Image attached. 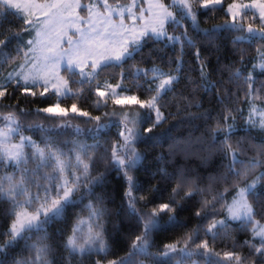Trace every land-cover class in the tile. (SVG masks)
<instances>
[{
	"label": "snow or ice",
	"instance_id": "1",
	"mask_svg": "<svg viewBox=\"0 0 264 264\" xmlns=\"http://www.w3.org/2000/svg\"><path fill=\"white\" fill-rule=\"evenodd\" d=\"M224 2L225 0H200L199 9H196L193 7L194 0H171L170 3H165L164 0H147V10L141 7L137 15L133 12L137 7V0H132L131 5L117 4L115 7H112L108 0H95L87 6L82 5L81 0H0V16L10 14L18 17L24 23L22 32H35L33 38L18 45L15 55L6 51V47L9 40L19 37L21 32H11L0 39V69L4 64L12 65V70L6 76L0 75V100L13 94L8 91L9 87L33 96L37 95L32 91L33 88H42L43 91L39 92L41 97L54 94L57 102L38 109V113H45L46 118L50 119L61 118L62 121L51 127L44 124L28 125V128L38 129L42 133L41 142L37 143L29 136L20 135L23 125L15 111L0 114V123L4 125L0 127V169H14L13 174L0 176V201H7L5 215L11 217L7 229L0 232V237H4L0 241V264H57L55 259H49L54 256V249L49 243L47 227L62 219L70 207L79 205L83 206L81 212H86V215H76L70 232L62 240L60 247L65 255L60 257V264H72L77 257L82 261L93 254L107 256L110 246L106 238V217L111 212L105 206L103 193L97 194L95 189L104 184L112 170H115L118 176L122 175L127 185L120 209L126 216L134 217L137 224L142 225V230L125 256L108 260L107 264H136L134 257L141 255L151 258L153 264H165L173 259L175 264H183L193 256L205 257L207 264H264V224L261 223V220H264V190H258L264 184V146H253L256 155L247 158L246 163L240 159L245 152V141L241 138L235 145L230 142L236 121L232 109H226L223 124L217 120L215 128L211 129V144L216 143L218 134H224V139L216 150L224 152L225 157L230 158V163L226 166L225 175L210 177L209 181L227 182L229 175L233 177V181L223 192L213 195L211 200L202 201L201 208L195 213L198 218H207L209 215L215 217V205L224 201L221 205L227 212L224 218H213L206 228H194L183 239V246H180V241H176L165 244L162 251L153 253L149 251L153 232L177 222L178 209L183 205L175 200V195L186 185L190 190L185 193V198L197 192L203 194L206 189L199 188L196 179L189 180L185 173L180 171L175 177L173 195L167 202L158 203L144 211L137 205L141 202L148 204L150 201L145 196L137 197L134 194L141 186L131 173L143 159L135 145L139 140L147 138L142 137L140 125L146 119H152L154 113L155 119L151 126L144 129L145 134H150L166 119L161 109L168 103L164 98L169 92H174L175 85L182 77L185 45L196 48V57L201 63L200 79L207 81L208 73L204 70L206 62L200 61V49L196 47V40L188 34L184 22L190 21L193 31H203L210 40L216 33L227 31L241 33L233 38V45L264 41V0H250L249 3L232 0L225 9L229 20L215 25L212 29L201 30L197 23L199 10H215L222 7ZM85 7L87 16L80 14ZM101 7L103 11L100 10ZM250 9L258 11V28L253 27L252 23L245 27L244 21ZM36 12H39V15H36ZM125 12L127 18L133 21L132 26L125 23ZM114 13L120 17L118 22L113 19ZM168 26H172L174 30H184L179 35H170ZM69 29L73 31L70 33ZM148 40L166 42V45L172 46L180 45L175 69L167 72L158 66L141 69L135 64L125 69L124 64L133 60ZM65 41L67 47L64 46ZM240 51L243 53L244 49ZM257 58L259 62L253 65V70L260 69L264 72V50L257 49ZM243 61L244 56L241 55L240 63L243 64ZM116 68L120 69L122 79L116 84L105 80L101 85L97 78L101 75H113L109 70ZM129 77V86L125 87L123 80ZM93 81H96L95 85ZM189 83L194 85L193 97H181L186 103L183 108L179 104L176 105L178 112L201 107L194 94L201 88L210 92L215 87L211 81L196 84L189 79ZM227 83H236L238 90L247 85L245 96L250 107L245 123L251 128L264 130V110L255 103L262 99L260 93L264 91V82L257 88L252 72L245 76L241 68H236L230 71ZM92 87L96 89L97 107L101 105V101L106 104L109 97H114V105H138L139 109L147 110L146 113L137 111L131 116L124 112L123 118L118 122L119 139L111 145L110 154L99 139L96 143L87 144L80 139L60 138L64 136L63 130L70 127V124L62 119L69 117L70 112L95 121L88 129L76 126L77 135L94 133L98 137L113 124L111 117L116 115L115 112L105 113L109 118L102 121L100 116H90L89 112L82 111L76 103L71 105L70 110L61 106L60 97H80ZM101 87L105 90L101 91ZM133 88L137 91H147L151 95L145 100L139 99L137 95L122 96L123 92L132 91ZM227 96L228 90L225 88L224 95H218L217 99L223 102ZM173 98L175 99V96ZM20 112L23 114L24 110L21 109ZM200 115L204 114L189 111L186 118L198 119ZM229 120L232 123H229ZM50 132H55L56 136L49 135ZM16 135H19V141L12 143ZM101 147L103 153L99 158L104 162L105 170L93 176V166ZM257 169L260 170L258 175L249 181V176ZM16 172L19 173L18 179L15 177ZM161 172L164 177L172 178L164 169H161ZM228 192H234L231 202L224 199L225 193ZM121 211L115 214L120 215ZM165 215L167 221L161 223V218ZM257 216L260 219H256ZM230 222H239L242 230L250 231V239L239 245L241 248H248V255L233 250L225 251L220 257L219 253H214L209 247L208 240L191 247L201 232L205 236L210 235L213 241L222 232L227 236ZM248 225H251L250 229ZM33 236L36 237L34 240ZM20 241H24L23 249L16 255H11ZM235 247L233 241V248ZM25 250L29 253L27 257L23 255ZM95 264H101V261L96 260ZM192 264H197V261L193 260Z\"/></svg>",
	"mask_w": 264,
	"mask_h": 264
},
{
	"label": "trees",
	"instance_id": "2",
	"mask_svg": "<svg viewBox=\"0 0 264 264\" xmlns=\"http://www.w3.org/2000/svg\"><path fill=\"white\" fill-rule=\"evenodd\" d=\"M128 0H120V2H126ZM169 3V0H164ZM232 2V0H225L222 7H218L215 10H199L197 23L201 30L212 29L217 24H222L226 20H229L225 14L226 5ZM200 0H194L193 7L199 9ZM188 34L196 40V47L200 49V61L206 62L204 70L208 73L207 81L200 79L201 63L198 62L196 57V48L184 46L183 49V73L182 77L177 85H175L174 92H169L165 100L167 104L161 109L166 119L155 127L150 134H145L144 129L151 126L155 119L154 113H152V119H146L140 125V132L142 137L135 147L138 152L142 154V162L140 165L132 171L137 183L141 186L139 191L134 194L137 197L145 196L150 203H139L137 206L144 211H147L151 207L161 202H167L173 195L172 189L176 186V175L178 172L183 171L186 177L197 180V186L202 189H206L205 193L201 194L197 192L191 197L185 198V193L190 190V187L186 185L176 195L175 200L182 202V207L178 209L177 222L166 227L160 231H154L152 234V246L149 248L150 252L158 253L163 250L165 244L174 243L176 241H183L188 233L194 228L200 226L205 228L213 218L225 215L224 209L221 205L224 201L217 203L215 208L217 209L215 217L209 215L207 218H198L195 213L201 208L202 201L211 200L212 196L217 192H223L226 187L233 181V177L229 175L227 182L223 180H216L210 182V177H220L227 172V165L230 163V158L225 157V153L217 151V147L220 141L224 139V134H218L215 144H211V129L215 128L217 120L223 124V115L226 109H232V115L236 117L235 130L231 136V143L235 145L236 141L244 138L243 147L245 152L240 156V159L247 162V158L256 155L255 148L253 146H264V130L259 128L249 127L245 121L249 115V100L246 99L245 93L247 91V85H243L240 90L237 88V84H228L227 81L230 76V71H234L236 68H241L246 76L249 72L253 73L256 81V86L259 88L260 84L264 82V72L260 69L253 70V65L258 63L257 49L264 50V41L256 40L251 44L240 43L233 45L232 40L236 35H240L238 32H218L211 40L208 36L203 34V31L197 33L193 31V26L190 21H185ZM248 23H252L253 27H259V16L253 11H248V15L244 21L245 27ZM24 28L23 20L13 15L0 16V39L8 36L11 32H21L19 37H12L6 47V51L15 55V51L18 45L26 42L34 37L35 32H22ZM168 33L179 35L183 28L173 29L172 26H168ZM240 49H244L241 53ZM22 55V54H21ZM180 55V45H166V42H155L148 40L142 51L135 56L133 60H128L124 67L129 68V65L135 64L141 69H151L153 66H158L164 71H170L175 69V60ZM241 55L244 56L243 64L240 63ZM12 70V65L4 64L0 69V75L6 76L9 71ZM113 72V75H101L97 79L101 85L105 80H108L112 84H116L122 79L120 76V69L109 70ZM151 75V73H149ZM189 79L196 82V84H206L211 81L215 84L210 92H205L202 88L194 95L201 103V107H193L191 109H185L180 112L177 111V104L182 108L186 101L181 97H193L192 88L193 84L189 83ZM129 79H124L123 83L125 87L129 86ZM96 81H93L95 85ZM79 85H74L78 87ZM147 85H145V88ZM103 88V87H101ZM227 88L228 96L223 102L217 99L218 95H224V89ZM8 91L13 93L0 100V106L8 110L15 111L21 124L22 129L34 137L38 143L41 142L42 133L38 129H30L28 125L31 124H44L46 126H53L60 124L61 118L50 119L46 118L47 114L38 113V109L46 108L54 105L57 102V97L54 94H48L44 97L39 95L41 88H33L37 95L24 94L22 90H13L9 87ZM125 94L137 95L139 99H147L151 93L135 88L132 91L123 92ZM175 96V99L173 98ZM262 99L255 101V103L264 108V91L260 93ZM61 106L70 110L71 105L76 103L78 108L82 111H87L90 116H100L102 121L107 120L109 117L105 116V113H110L112 106L111 98H108L106 104L101 101V105L97 107L95 101L97 100L96 89L92 87L87 89L85 93L76 97L69 95L66 97H60ZM24 112L21 114L20 110ZM239 109L240 111H235ZM147 110H142V113H146ZM201 113L198 119H188L187 112ZM63 119V118H62ZM65 122L70 124V127H66L63 132V139H80L87 144H93L99 139L102 146H106L111 152V145L119 139L118 133L120 126H118L119 120H113L111 127L99 134L97 137L94 133H81L77 135L75 133L76 126L81 129L91 128L95 121H91L85 117H79L74 114L64 118ZM232 123L231 120L228 121ZM259 121L257 120V123ZM49 135L56 136L55 132H50ZM103 153V147L99 149L97 153V161L93 166L92 175L95 176L105 170V164L100 160V154ZM32 165H29L31 167ZM161 169H164L172 178L168 179L164 177ZM259 169L249 176V180L255 178L259 173ZM14 169L7 167L0 169V176L13 174ZM15 177L19 178V173H15ZM242 186V185H241ZM7 187V183H5ZM127 187L124 177L117 174L115 170L110 171L107 175L104 184L98 186L95 189L97 194L103 193L105 197V206L110 210L111 214L106 217V238L110 246V251L107 256L103 255H90L81 261L79 257L73 260L72 264H95L96 260H100L101 263H107L108 260L116 259L121 256H125L133 242L135 237L140 234L142 225H138L134 217H129L121 211L120 206L123 200V193ZM153 189H155L153 191ZM258 190H264V184L260 186ZM35 191V189H33ZM234 195V192L225 193V201H229ZM87 203V201H85ZM79 205L77 207H70L65 213L62 219H59L51 223L47 227V233L50 236L49 243L54 249V256L49 259H55L57 264H60V257L65 255L64 250L60 247L62 240L70 232L73 221L76 215H86V212L82 213ZM8 208L7 201H0V232L5 231L10 223L11 217L5 215V210ZM117 211H121L120 215H116ZM256 219H260L259 216ZM167 221V216L161 218V223ZM264 221V220H261ZM251 228V225H248ZM227 236H217L215 241L211 236H205L203 232L199 234V238L191 245L196 246L203 240H208L209 247L212 248L214 253L223 254L225 251H236L244 255H248L249 250L247 247L241 248L239 245L243 241L250 239V231L242 230L239 222H230V228L227 230ZM41 235L43 233H40ZM36 237L33 236V240ZM4 237H0L2 241ZM233 241H235L236 247L233 248ZM24 241H20L16 249L12 251L11 255H16L23 249ZM24 256H28L27 250L23 252ZM199 260H203V256H193ZM251 259V257H249ZM136 264H139V260L150 261L151 258L144 256L134 257ZM165 264H174V259Z\"/></svg>",
	"mask_w": 264,
	"mask_h": 264
},
{
	"label": "rangeland",
	"instance_id": "3",
	"mask_svg": "<svg viewBox=\"0 0 264 264\" xmlns=\"http://www.w3.org/2000/svg\"><path fill=\"white\" fill-rule=\"evenodd\" d=\"M92 2H95V0H81V3L82 5L84 6H87L89 3H92ZM109 4L112 6V7H115L117 4H120L121 6H126V5H131L132 3V0H128L126 2H120V0H108ZM165 2V1H164ZM171 2V0H169V3ZM241 2H244V3H249L250 0H241ZM167 3V2H165ZM231 3V2H230ZM143 7L144 9L147 10L148 8V4H147V0H137V7H135L133 9V12H135L137 15L139 14V8ZM226 8H227V5H226ZM101 11H103V8L101 7L100 9ZM174 10V9H173ZM249 11H253L254 13H256L258 15V11L255 10V9H250ZM81 15H84V16H87V7H85L83 9V11H81L80 13ZM36 15H39V12H36ZM113 19L116 20L117 22L119 21L120 17L118 15H116L115 13L113 14ZM125 23L129 26H132L133 24V21L131 19H128L127 18V13L125 12ZM139 26V25H137ZM73 31V29H69V32L71 33ZM35 36V34H34ZM64 46L67 47V43L66 41L64 42ZM42 89V88H41ZM43 90V89H42ZM101 91H104L105 89L104 88H101L100 89ZM122 96H131L130 94H125V93H122ZM111 98V100L114 99V97H109ZM262 110H264V108L260 107ZM12 110H8L4 107H1L0 106V114H7L8 112H10ZM137 111H140L142 112V109H139V106L138 105H133V106H112L111 108V111L110 113H113L115 112L116 115L113 116V120H121L123 118V114L124 112H128L131 115H134ZM71 113V112H70ZM63 120H65L63 118ZM4 125L2 123H0V127H3ZM131 126V125H129ZM20 135H24V136H29L31 137L34 141H36L38 143V141L32 137L29 133L25 132L24 129L21 128L20 130ZM19 141V135H16L13 137L12 139V143H17ZM254 179V178H253ZM252 180V179H251ZM249 180V181H251ZM243 186V185H242ZM232 198L228 201V202H231ZM31 210V209H30ZM224 214L223 216H220V217H216L215 219L219 220V219H222L224 218L226 215H227V212H226V209H224ZM262 224H264V221H261ZM207 227V226H206ZM205 227V228H206ZM180 246H183V241H180ZM191 247H195L194 245ZM223 254L220 255V257H222ZM195 260L197 261V264H207L206 262V259L204 257L203 260H199V259H196V258H191V259H186L183 264H192V261ZM141 261L143 262V264H153L152 262L150 261H145V260H139V264H141ZM101 264H107V263H101ZM174 264H175V260H174Z\"/></svg>",
	"mask_w": 264,
	"mask_h": 264
}]
</instances>
